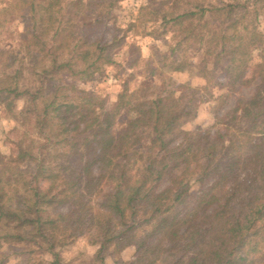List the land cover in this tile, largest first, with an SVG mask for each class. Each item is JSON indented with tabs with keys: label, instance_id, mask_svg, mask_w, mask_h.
<instances>
[{
	"label": "trees",
	"instance_id": "trees-1",
	"mask_svg": "<svg viewBox=\"0 0 264 264\" xmlns=\"http://www.w3.org/2000/svg\"><path fill=\"white\" fill-rule=\"evenodd\" d=\"M120 1L6 2L26 13L19 46L0 49V107L26 129L0 152V264H64L81 237L96 250L76 264H264V0H150L144 36L174 42L106 105L77 83L115 64ZM218 65L234 106L220 131L186 132L200 89L163 94L162 74L192 67L207 84Z\"/></svg>",
	"mask_w": 264,
	"mask_h": 264
},
{
	"label": "rangeland",
	"instance_id": "rangeland-1",
	"mask_svg": "<svg viewBox=\"0 0 264 264\" xmlns=\"http://www.w3.org/2000/svg\"><path fill=\"white\" fill-rule=\"evenodd\" d=\"M10 0H0V49L12 50L19 46L20 35L23 32L24 23L20 18L25 11H17L6 2ZM150 0H121L114 8L113 18L108 23L110 31L106 36L114 35L122 38L119 46L112 51L115 64L105 66L101 73L95 74L92 79L77 83L80 89H85L94 94L96 98L102 100L106 105H111L116 101V97L127 89L129 92L135 90L144 80L145 62L152 60L157 62L155 49L159 52H166L168 45L173 44L171 34H166L164 39H153L144 36L148 32L150 23L143 24L138 21V10L146 5ZM226 2L244 0H224ZM258 18V30L264 31V11ZM40 21L39 15L36 16ZM82 22L92 23L93 16L88 12H83L79 18ZM258 51H254L250 64H255L258 60ZM198 57L194 59L197 63ZM155 66V64H153ZM251 67V66H250ZM197 70L190 67L184 72L170 73L164 72L165 91L163 94H178L183 87L200 89L197 94V111L195 119L186 127V132H191L197 127L210 129V133L223 129L222 123L228 118V112L234 106V101L238 95L227 94L225 87L223 65H218L215 69V79L206 84V80L197 75ZM249 74L251 73L249 69ZM157 74V72H156ZM155 74V81L161 88L162 79ZM146 76H149L146 73ZM250 88L242 89L239 93L243 97L247 96ZM24 106V102H17L14 108V115ZM26 129L22 121L12 116L3 107H0V152L9 154L13 150V142L16 141ZM179 141H177L178 143ZM96 250V246L90 245L85 237H81L72 244L59 250L64 264H76L91 257ZM134 248L124 249L118 256L121 261H128L133 257ZM118 256L115 258L118 259ZM20 256L11 255L4 264H15L20 261ZM22 257V256H21ZM44 259L49 260V255H44ZM113 258L107 257L104 264H119Z\"/></svg>",
	"mask_w": 264,
	"mask_h": 264
}]
</instances>
